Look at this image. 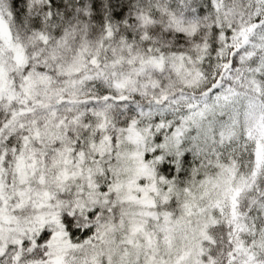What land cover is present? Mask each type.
<instances>
[{"label":"snow or ice","instance_id":"snow-or-ice-1","mask_svg":"<svg viewBox=\"0 0 264 264\" xmlns=\"http://www.w3.org/2000/svg\"><path fill=\"white\" fill-rule=\"evenodd\" d=\"M0 264H264V0H0Z\"/></svg>","mask_w":264,"mask_h":264}]
</instances>
